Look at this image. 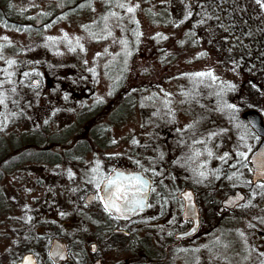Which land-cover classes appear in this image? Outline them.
<instances>
[{"label":"rangeland","instance_id":"374dc122","mask_svg":"<svg viewBox=\"0 0 264 264\" xmlns=\"http://www.w3.org/2000/svg\"><path fill=\"white\" fill-rule=\"evenodd\" d=\"M12 1L35 25L50 5L62 9L58 0ZM82 3L40 32L0 22V141L19 139L11 160L1 164L8 167L0 178V264H16L26 252L51 264L53 237L87 235L90 212L115 169H141L173 188L218 184L223 194L241 188L244 202L216 250L230 264L257 261L261 251L245 237L252 245L251 237L264 233V181L251 184L248 157L259 137L243 113L257 111L264 121V54L233 21L264 40V0ZM241 47L249 48L247 55ZM120 78L124 89L143 92L129 116L105 131L104 144L82 124L90 150L80 159L64 152L72 136L55 145L45 137L41 144L61 156L57 163L12 158L30 146L24 133L46 125V134L62 133L84 106H100L91 120L105 125ZM89 192L94 197L86 203Z\"/></svg>","mask_w":264,"mask_h":264},{"label":"flooded vegetation","instance_id":"af4514ba","mask_svg":"<svg viewBox=\"0 0 264 264\" xmlns=\"http://www.w3.org/2000/svg\"><path fill=\"white\" fill-rule=\"evenodd\" d=\"M235 36L236 40L241 39L238 34ZM122 171H140L149 178L145 205L132 210H115L104 200L103 184L100 203L90 212V232L76 240L62 236L53 237L63 242L66 252L64 258L55 261L49 255V246V263L230 264L216 249L218 245L223 244L221 236L229 230L231 214L244 202L220 209L223 198L233 189L223 194L218 184L194 188L173 183V188L171 183L168 186L162 183L157 185L155 178L144 174L141 169ZM186 189L193 192L197 216L192 212H185L183 192ZM244 193L246 197V192ZM88 194L91 198L85 200L86 203L94 197L93 192ZM251 239L252 245L248 237H245L247 245L261 252L256 255L257 261L248 258L247 264H264V233L262 236L256 233ZM49 244L51 245V242ZM184 254L189 257L187 263L184 262ZM34 256L38 264L37 257Z\"/></svg>","mask_w":264,"mask_h":264},{"label":"trees","instance_id":"16d2710c","mask_svg":"<svg viewBox=\"0 0 264 264\" xmlns=\"http://www.w3.org/2000/svg\"><path fill=\"white\" fill-rule=\"evenodd\" d=\"M85 2L86 0H64L63 2L59 3L62 4V9H59L57 5H50L44 13H38L39 19L41 20L39 25L33 24L31 20H29V16L25 15L23 11L18 9L14 6L12 0H0V22L4 26L7 27H13L17 29H25V30H32L34 28L35 32H40L43 27H46L50 22L58 20L63 16L64 13H74L73 11L76 9L74 8L78 3ZM83 8H88L87 4L82 3ZM81 8V7H80ZM79 8V9H80ZM240 18L242 16L240 15ZM234 20V19H233ZM246 21L247 17H246ZM233 22H237L239 26H241V29L243 30L244 38L248 42L249 46L254 48H257L258 50L263 48L262 55L264 54V40L259 38V36L256 37H250L248 31L246 30L247 27L240 24V20H235ZM238 29H240L238 27ZM39 34V33H37ZM262 37V36H260ZM241 38V37H240ZM241 38V39H244ZM241 51H244V54L247 55L245 52L248 50L247 48L241 47L239 48ZM123 79H119L116 84L113 86L112 91H116L117 93V100L118 102L113 104L111 106L110 104L107 107L108 115H107V123L105 125L97 124L96 121L91 120L92 117L96 115L97 112L101 110L100 106H96V104H93L89 106L88 108L82 107L77 113L74 118V121L65 127L62 133H49L46 134L47 125L40 129H31V131H28L23 134L22 140L24 143H28L30 146L27 148H24V150H21L18 153H15L13 159L20 161L22 159H29V160H35V161H47L49 163H57L61 160V156L54 151H51L47 148H41V144H43L44 139L46 137V143H53L55 144H61L65 143L66 139L70 136H72L71 140L68 142L70 143L69 149L65 150V153L67 154L68 158L71 159H80L90 150V145L86 142V140L82 139V131L83 129L79 126H82V124H85L89 127V132L91 135L96 139V141L99 142L100 145L104 144L106 142L105 134L107 129H109V126H111L114 123L121 122L125 120L127 116L136 108V105H138L139 101V95L141 92H143L142 89H137L136 86L127 87L126 89L123 88L122 82ZM119 82V83H118ZM138 87H141L137 85ZM135 88V89H133ZM136 90V91H135ZM85 127V128H88ZM17 140L11 141V144L6 142L5 140L0 141V178L2 176V169L1 168H7L8 166L2 167L1 164L6 161L7 164L11 160L9 153H11V149H15L18 146ZM23 152V153H21ZM21 154V155H19ZM244 163L243 161H241ZM3 199L0 194V209L3 208ZM1 211V210H0Z\"/></svg>","mask_w":264,"mask_h":264},{"label":"water","instance_id":"95a60500","mask_svg":"<svg viewBox=\"0 0 264 264\" xmlns=\"http://www.w3.org/2000/svg\"><path fill=\"white\" fill-rule=\"evenodd\" d=\"M243 116L250 128L259 137L258 144L248 157V162L252 168L251 183L254 184L257 181H264V121L260 113L254 110H247L243 113ZM133 177H138L141 182L131 179ZM110 179L117 180V183L121 185L122 189V197L121 199L115 200V205H113V202L107 198L108 194L106 189L110 187L108 184ZM149 185V178L144 176L140 171L125 172L117 169L104 183V200L108 206L118 211H126L137 207H143L148 197ZM111 187L112 190L115 191V186ZM183 197L185 200L186 214L192 212L194 216H197V205L194 201L192 190L186 189L183 192ZM90 198L91 195L88 194L85 200L88 201ZM244 199V191H242L241 188H234L223 198L220 209L224 207L230 208L243 202ZM128 201H132V203H129ZM137 201L138 203H136ZM65 252L63 242L57 238L52 239L49 255L55 261H58L60 258L65 257ZM16 264H36V258L32 252H26Z\"/></svg>","mask_w":264,"mask_h":264},{"label":"snow or ice","instance_id":"6c2138e0","mask_svg":"<svg viewBox=\"0 0 264 264\" xmlns=\"http://www.w3.org/2000/svg\"><path fill=\"white\" fill-rule=\"evenodd\" d=\"M122 6V5H121ZM134 9L133 8H128L127 9V11L128 12H132ZM127 179V178H126ZM131 179H133V180H135V181H137V182H141L140 180H139V178L138 177H133V178H131ZM108 184H109V186L110 187H108L107 189H106V191H107V198L110 200V201H112L113 202V205H115V200L116 199H121V197H122V189H121V185L120 184H118L117 183V180H109L108 181ZM111 186H115V191H113L112 190V187ZM129 203H132V201H128ZM136 203H138V201L136 202Z\"/></svg>","mask_w":264,"mask_h":264},{"label":"bare ground","instance_id":"6f19581e","mask_svg":"<svg viewBox=\"0 0 264 264\" xmlns=\"http://www.w3.org/2000/svg\"><path fill=\"white\" fill-rule=\"evenodd\" d=\"M112 174H113V173H112ZM112 174H111V175H112ZM111 175H110V176H111ZM110 176H109V177H110Z\"/></svg>","mask_w":264,"mask_h":264}]
</instances>
